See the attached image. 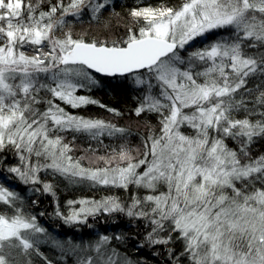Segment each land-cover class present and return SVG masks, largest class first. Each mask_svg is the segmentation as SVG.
<instances>
[{"label":"snow or ice","instance_id":"obj_1","mask_svg":"<svg viewBox=\"0 0 264 264\" xmlns=\"http://www.w3.org/2000/svg\"><path fill=\"white\" fill-rule=\"evenodd\" d=\"M116 8L0 0V264H57L46 243L75 264H133L113 244L123 233L53 237L23 192L37 197L31 206L51 196L70 227L120 217L142 226L136 250L162 246L167 264H264V0ZM109 17L126 22L116 39L74 33L85 19L112 32ZM101 77L137 90L130 115L149 131L135 149L125 113L91 95ZM88 106L111 118L77 111ZM61 180L93 195L61 203Z\"/></svg>","mask_w":264,"mask_h":264},{"label":"trees","instance_id":"obj_2","mask_svg":"<svg viewBox=\"0 0 264 264\" xmlns=\"http://www.w3.org/2000/svg\"><path fill=\"white\" fill-rule=\"evenodd\" d=\"M139 0H117L116 11L120 12L122 16H126L129 9L137 6ZM144 3L157 4L159 0H143ZM110 21V26L113 31L109 32L102 25L97 27L95 23H89L87 19L82 22H76L73 24V29L75 34L86 33L89 38L99 36L101 39L106 38L107 34L112 33L116 36L114 39L123 35L126 32V22H121L117 24L115 18H107ZM84 26H88L86 30H83ZM96 27L93 31L92 27ZM102 83L97 87L93 88L91 95L97 99L100 103L107 105L110 108L118 109L125 113V117L119 119V123L122 126L130 127L132 130V135L128 139V145L130 148H135L140 144V136L146 135L149 131L143 123H138V119L130 115V110L136 107L135 97L138 95L137 90L131 80L127 82L121 81L119 79L101 77ZM84 115H91L100 118L109 119L110 114L98 106H88L87 109L77 110ZM152 124H156L155 118H151ZM158 130V126H157ZM107 143V141H106ZM258 150L264 152V144L258 145ZM80 154V153H79ZM12 161H10L11 163ZM43 175V174H42ZM51 180V177H47ZM8 183L11 186L19 188L23 187L19 185L17 181L11 180ZM58 196L61 203L67 199H74L80 196H91L92 192L87 189L81 190L78 187H68L64 181H59V187L57 188ZM103 191L96 193V197L104 195ZM22 195L25 196L26 201H28V210L34 214L39 212H45V216L39 217V222L44 225L49 233L56 238L63 239L70 237L74 242H80L81 240L85 242L94 241L98 238V234H108L116 235L117 233H123L125 240L113 241V244L122 253H126L132 260L133 264H167L168 257L166 252L163 250L162 246L159 247V252L153 255V249L145 247L141 251H137L135 245L138 244L143 238L142 226L138 229L136 225L120 217L118 220V226L113 225L111 218H101L99 222L90 221L92 223V228L84 226H67L64 225L60 220L56 219L53 213V203L52 197L47 194H37L38 195V205L31 206L30 201L36 199L31 192H23ZM79 228V230H78ZM135 237V239H133ZM179 249V244L176 245ZM42 250L53 260H57V264H75V257L68 255L66 259L60 260V253L57 249L53 248L50 243L42 244Z\"/></svg>","mask_w":264,"mask_h":264},{"label":"rangeland","instance_id":"obj_3","mask_svg":"<svg viewBox=\"0 0 264 264\" xmlns=\"http://www.w3.org/2000/svg\"><path fill=\"white\" fill-rule=\"evenodd\" d=\"M87 27H88V26H84L82 31L86 30ZM92 30L95 31V30H96V27H95V26L92 27ZM114 34H115V35H112V33H109V34H107L106 38H108V39H114L115 36H116V33H114ZM104 38H105V37H104ZM102 39H103V38H102ZM135 148H136V147H135ZM135 148H133V149H135ZM77 154L79 155V152H78ZM80 154H81V153H80Z\"/></svg>","mask_w":264,"mask_h":264}]
</instances>
